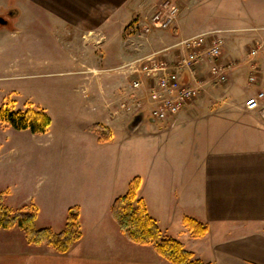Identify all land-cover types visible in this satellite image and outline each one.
I'll use <instances>...</instances> for the list:
<instances>
[{"label": "crops", "instance_id": "obj_1", "mask_svg": "<svg viewBox=\"0 0 264 264\" xmlns=\"http://www.w3.org/2000/svg\"><path fill=\"white\" fill-rule=\"evenodd\" d=\"M130 1H137V7L129 11ZM190 1L184 0L182 4L186 6ZM153 2L157 1L0 0V17L15 19L13 25L0 24V38L23 34L20 19L26 3L44 9L49 17L60 22L59 29L71 26L83 31V43L91 51V62L81 63L83 72L91 77L87 81L102 85L107 80L102 77L106 62L110 67H121L134 56L155 52L174 59L179 53L175 45L198 35H187L182 30L181 16L171 29H154L136 41L130 24L138 19L135 27H141L154 10L149 9ZM11 11L16 14L11 16ZM246 41H251V37L239 38L237 43L227 38L222 60L236 63L237 67L226 94L213 88L217 83H211L208 65L200 64L195 68L201 82L198 97L169 119L164 128L153 126L152 130L138 134L141 124L130 129L129 116H111L114 102L117 104L121 99L120 94L113 95L114 84L107 89L102 87L92 97L85 94L83 100H87L85 105L90 110L81 111L87 126L79 138L81 144L87 143V148L70 160L87 163L91 171L33 179L44 189L52 186L55 196L61 197V206L45 210L33 203V196L22 206L34 205L29 207L37 211L36 223L41 216L49 223H65L68 210L78 206L83 237L66 254L46 249L43 254L30 253L23 264H171L153 246L133 245L112 217L114 200L128 192L136 177H140L138 199L144 202L149 214L164 233L181 241L197 258L213 264H264V125L257 111L245 109L251 90H246L249 96L242 103L232 99L233 86L243 79L246 67L250 83L253 63L260 87H264L259 64L253 58L251 61L239 58L246 51ZM120 74L127 81L126 75ZM96 123L111 130L109 141H100L92 129ZM188 143L193 150L184 155L181 148ZM137 145H140V175L131 173L133 147ZM23 181L31 183L32 175H25ZM186 217L207 224L208 232L200 238L193 237L184 224Z\"/></svg>", "mask_w": 264, "mask_h": 264}, {"label": "rangeland", "instance_id": "obj_2", "mask_svg": "<svg viewBox=\"0 0 264 264\" xmlns=\"http://www.w3.org/2000/svg\"><path fill=\"white\" fill-rule=\"evenodd\" d=\"M156 1L159 4L153 2L149 6V9H154L150 16L167 0ZM169 1L182 9L179 13V17L182 16L181 28L187 35L221 29L226 31L227 38H232L236 43L239 38L251 37V41H246V51L244 49L239 58L243 56V60L249 61L253 58L261 68L260 76L264 77V0H191L186 6L182 4L184 0ZM129 3V11L130 8L137 7V1ZM25 5L27 7L20 19L24 26L23 34L18 37L5 35L0 38V106H9L16 110H26L30 107L43 110L51 117L52 125L49 132L34 134L30 130H17L0 121V197L6 206L19 209L33 196V203L44 207L45 210H51L61 206V197L55 196L52 186L44 189L33 179L63 172L91 171L87 163H75L70 160L71 157L79 156L78 151L82 148H87V143L81 144L82 140L79 138L80 134L85 133L87 126L82 120L84 115L81 111L90 110L89 105H85L87 100H83V97L85 94L92 97L102 87L107 89L113 84V95L116 97L127 84L120 73L126 75L127 71L123 65L113 68L106 62L102 67V77L107 79L106 82L102 81L100 85L96 81H87L91 77L83 72L81 63L91 62V51L83 43V31L71 26L68 29H59L60 22L49 17L46 10L27 3ZM5 18L10 25L14 24V18L6 15ZM136 23L138 19L134 20L130 27L133 35L136 34L134 39L140 41V28L136 29ZM135 44L134 42V47ZM256 48L257 55L248 56L250 50ZM248 73L247 67L244 68L243 79L233 86L232 99L237 102L242 103L247 96L261 88L260 83H248ZM229 84L212 86L224 95ZM247 89L251 90L249 95L246 93ZM119 103L114 102L111 116H115L112 113L118 110ZM117 112V116L124 114L119 110ZM142 112L144 121L138 134L145 129L152 130L153 126L167 127L170 123V120L154 121L149 109ZM126 116L132 121L135 118L134 114ZM188 146L181 148L184 155L193 150L191 145ZM133 154L131 173L140 175V145L133 147ZM100 163L103 164V156ZM25 175H32L33 182L24 184ZM124 192L121 194H126ZM65 224L66 222L58 221L49 223L44 216L36 223L38 228L49 227L55 232L62 231ZM46 249L59 255L46 245H30L23 230L18 226L0 230V264H23L25 257L30 253L43 254Z\"/></svg>", "mask_w": 264, "mask_h": 264}, {"label": "built area", "instance_id": "obj_3", "mask_svg": "<svg viewBox=\"0 0 264 264\" xmlns=\"http://www.w3.org/2000/svg\"><path fill=\"white\" fill-rule=\"evenodd\" d=\"M179 13L178 5L170 1L163 3L139 27L140 36L154 29L173 27ZM225 33L221 29L209 30L181 41L175 45L179 53L174 59H168L162 52H155L125 63L122 67L127 71V84L120 90L118 110L136 115L149 109L156 121L172 119L198 97L201 82L197 79L195 68L202 63L208 65L211 83H229L237 65L222 60L227 42ZM257 53V48L249 52L251 57ZM252 67L254 72L249 76V82L256 84L259 83L257 68L254 63ZM187 75L191 80H188ZM245 107L257 111L264 125V88L250 95L245 101ZM117 111L112 115L116 116Z\"/></svg>", "mask_w": 264, "mask_h": 264}, {"label": "trees", "instance_id": "obj_4", "mask_svg": "<svg viewBox=\"0 0 264 264\" xmlns=\"http://www.w3.org/2000/svg\"><path fill=\"white\" fill-rule=\"evenodd\" d=\"M0 121L17 130H30L34 134L47 133L52 125L51 117L43 110L32 107L16 110L0 106ZM100 141H109L111 130L99 123L93 125ZM140 177L134 178L128 192L117 197L111 207L112 217L125 237L133 244L153 246L157 253L171 264H213L204 262L196 254L186 249L178 239L164 233L157 220L152 217L144 202L138 199ZM37 211L33 207L12 209L0 197V230L20 227L30 245H46L59 254L68 253L83 237L81 214L78 206L68 210L65 228L55 232L52 228H38ZM184 224L195 238L204 236L209 228L205 223L186 217Z\"/></svg>", "mask_w": 264, "mask_h": 264}, {"label": "water", "instance_id": "obj_5", "mask_svg": "<svg viewBox=\"0 0 264 264\" xmlns=\"http://www.w3.org/2000/svg\"><path fill=\"white\" fill-rule=\"evenodd\" d=\"M16 14L15 11H11L10 15L14 16ZM8 21L4 18V17H0V24L1 25H5L7 24ZM154 120V119H153ZM144 121V113L141 112L138 115L135 116L134 120L131 122L130 124V129H135L136 127H138L140 124H142ZM155 121V120H154Z\"/></svg>", "mask_w": 264, "mask_h": 264}, {"label": "flooded vegetation", "instance_id": "obj_6", "mask_svg": "<svg viewBox=\"0 0 264 264\" xmlns=\"http://www.w3.org/2000/svg\"><path fill=\"white\" fill-rule=\"evenodd\" d=\"M7 16V15H6Z\"/></svg>", "mask_w": 264, "mask_h": 264}]
</instances>
